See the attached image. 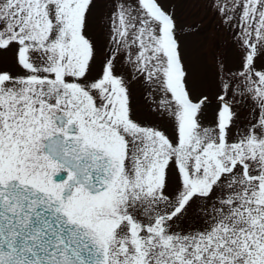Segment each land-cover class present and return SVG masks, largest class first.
Wrapping results in <instances>:
<instances>
[{"label": "snow or ice", "instance_id": "6c2138e0", "mask_svg": "<svg viewBox=\"0 0 264 264\" xmlns=\"http://www.w3.org/2000/svg\"><path fill=\"white\" fill-rule=\"evenodd\" d=\"M191 2L207 87L172 0H0V264H264V0Z\"/></svg>", "mask_w": 264, "mask_h": 264}, {"label": "rangeland", "instance_id": "374dc122", "mask_svg": "<svg viewBox=\"0 0 264 264\" xmlns=\"http://www.w3.org/2000/svg\"><path fill=\"white\" fill-rule=\"evenodd\" d=\"M176 4L178 17L183 21L191 23L199 21L202 24L201 31L196 35L186 36L185 44L187 49V58L190 61L191 67L196 72V86L207 87L204 83V77L210 72L211 55L210 47L213 42H227V35L222 28L218 27V22L215 17L206 15L204 10L191 0H185L184 3L178 0H172ZM209 95L212 92L209 91ZM137 103L143 106V100L137 99ZM215 108V103L209 105L207 119L212 118V109Z\"/></svg>", "mask_w": 264, "mask_h": 264}, {"label": "flooded vegetation", "instance_id": "af4514ba", "mask_svg": "<svg viewBox=\"0 0 264 264\" xmlns=\"http://www.w3.org/2000/svg\"><path fill=\"white\" fill-rule=\"evenodd\" d=\"M57 178H60V177H57Z\"/></svg>", "mask_w": 264, "mask_h": 264}]
</instances>
